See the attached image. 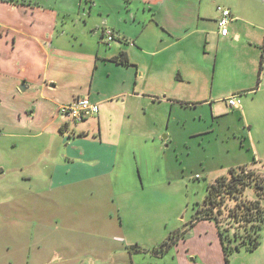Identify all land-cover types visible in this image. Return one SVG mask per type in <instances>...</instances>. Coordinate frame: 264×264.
I'll return each instance as SVG.
<instances>
[{
    "label": "crops",
    "instance_id": "obj_1",
    "mask_svg": "<svg viewBox=\"0 0 264 264\" xmlns=\"http://www.w3.org/2000/svg\"><path fill=\"white\" fill-rule=\"evenodd\" d=\"M146 1L143 10L150 16H124L119 10L118 17L102 19L92 33L91 50L85 40L82 47L71 45L58 31L57 11L17 13L22 6L0 5L7 17H0V127L5 129L0 138L7 142L6 149L0 146V264H135L141 253L135 247L145 251L148 244L129 236V229H116V243L96 237L53 249L47 257L38 248L29 258L22 240L15 237L9 244V231L2 227L14 219H40L44 208L50 219L62 204L83 201V187L114 173L128 149L157 143L164 133L172 142V122H183L180 108L199 98L213 70L215 82L222 56L243 67L242 91L264 93V0ZM218 7L233 16L227 37L220 34ZM125 8L126 13L134 9ZM83 18L90 23L92 9ZM46 25L48 30H38ZM105 30L113 32L111 43ZM122 52L129 64L115 60ZM22 65L39 75L30 94L28 86L25 92L19 88L27 82L17 72ZM81 98L97 104L100 113L81 123L63 119L61 106ZM19 100L22 104L13 105ZM240 116L245 117L244 110ZM255 162L252 170L262 165L258 158ZM73 190L82 195L67 196ZM190 227L188 239L176 246L184 250L179 264H264L263 243L254 252L235 253L227 263L214 223L192 220ZM113 229L112 224L105 235Z\"/></svg>",
    "mask_w": 264,
    "mask_h": 264
},
{
    "label": "rangeland",
    "instance_id": "obj_2",
    "mask_svg": "<svg viewBox=\"0 0 264 264\" xmlns=\"http://www.w3.org/2000/svg\"><path fill=\"white\" fill-rule=\"evenodd\" d=\"M132 3L127 0H14V3L0 0V5L22 6L16 8L17 13H20L19 9L25 11L32 8L44 10L48 15L57 11V20L60 21L58 31L72 41L71 45L79 47V43L85 40L89 50L93 48L92 33L96 32L102 19L118 17L119 10H123L121 15L124 16L136 13L145 18L152 14L143 10L148 4L146 0H132ZM128 6L134 8L132 13H126L125 7ZM90 9L93 19L86 24L83 16L88 17ZM4 15L6 11L0 10V17L7 18ZM47 28L48 25L41 26L38 30ZM62 41L67 42L65 38ZM17 72L22 80L27 81L20 83L19 88L25 85L29 87V94L34 92L39 75L30 72L26 65H22ZM242 72L243 67L237 62H232L227 55L222 56L215 82L213 70L210 83L200 90L199 98L180 108L183 122H172L169 130L173 134L172 142L168 144L165 140L167 134L164 133L157 143L128 149L118 158L114 173L95 186L83 187V201L62 204L50 219H47L44 208L40 210V219L8 222L2 227H7L5 230L9 231L8 243H13V239L18 237L22 240L25 256L32 257L39 248L45 250L47 257L53 249L83 244L86 239L88 243L96 237L107 241L112 239L116 243L113 238L120 227L129 229L132 234L129 236L148 244L149 249L146 247L145 251L135 255V264H179L184 250L176 246L180 240L188 239L187 234L193 229L190 224L204 206L210 184L222 176L229 177L230 170L257 166L256 158L262 165L253 170L254 181L264 180V93L242 91ZM234 94H238L243 103L240 111L227 106V99ZM8 99L17 100L10 96ZM0 101L3 100L0 98ZM18 103L22 104V100L13 105ZM214 103L218 108L216 111ZM243 110L245 117L240 116ZM0 115H3L1 109ZM189 117L194 120L186 122ZM0 128V133H4L5 129ZM6 144V140L0 138V146L6 149ZM81 195L74 190L67 194L72 199ZM244 195L246 199H253V190H246ZM112 224L113 231L105 235L104 231L112 229ZM37 227L44 232L36 233ZM178 233L180 238L176 245L164 254L156 253L160 246Z\"/></svg>",
    "mask_w": 264,
    "mask_h": 264
},
{
    "label": "trees",
    "instance_id": "obj_3",
    "mask_svg": "<svg viewBox=\"0 0 264 264\" xmlns=\"http://www.w3.org/2000/svg\"><path fill=\"white\" fill-rule=\"evenodd\" d=\"M14 3V0H2ZM129 64L125 52L115 59ZM255 171L243 167L230 170V176H222L207 189L204 206L197 212L194 221H210L218 229L227 263L230 256L239 252H254L261 245L264 231V180L254 181ZM253 190V199L245 198L246 190ZM183 237H186L182 234ZM179 236L170 237L157 254H164L176 245ZM137 252L144 251L135 247Z\"/></svg>",
    "mask_w": 264,
    "mask_h": 264
},
{
    "label": "built area",
    "instance_id": "obj_4",
    "mask_svg": "<svg viewBox=\"0 0 264 264\" xmlns=\"http://www.w3.org/2000/svg\"><path fill=\"white\" fill-rule=\"evenodd\" d=\"M219 13L218 27L220 34L223 37L229 35V24L233 21L232 13L229 9L218 7ZM105 38L108 43L114 40V35L111 30H105ZM227 105L233 110H239L241 108V100L239 96H232L227 99ZM100 113V108L97 104L93 103L89 98H81L75 101L73 104L61 106L59 114L63 119H67L73 123H81L95 117Z\"/></svg>",
    "mask_w": 264,
    "mask_h": 264
},
{
    "label": "water",
    "instance_id": "obj_5",
    "mask_svg": "<svg viewBox=\"0 0 264 264\" xmlns=\"http://www.w3.org/2000/svg\"><path fill=\"white\" fill-rule=\"evenodd\" d=\"M20 90H21L22 92H25V91L27 90V86H25V85L21 86V87H20Z\"/></svg>",
    "mask_w": 264,
    "mask_h": 264
}]
</instances>
